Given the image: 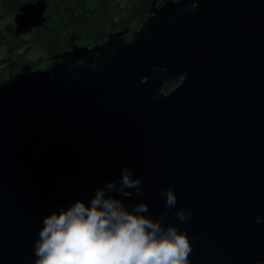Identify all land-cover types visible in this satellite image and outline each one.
Wrapping results in <instances>:
<instances>
[{
  "label": "water",
  "instance_id": "water-1",
  "mask_svg": "<svg viewBox=\"0 0 264 264\" xmlns=\"http://www.w3.org/2000/svg\"><path fill=\"white\" fill-rule=\"evenodd\" d=\"M47 6L23 2L15 35L44 24ZM147 11L130 38L112 30L0 82V264H34L43 218L87 206L125 167L143 196L106 197L157 219L173 189L163 223L186 230L191 264H264V223H253L264 218V0Z\"/></svg>",
  "mask_w": 264,
  "mask_h": 264
},
{
  "label": "clouds",
  "instance_id": "clouds-1",
  "mask_svg": "<svg viewBox=\"0 0 264 264\" xmlns=\"http://www.w3.org/2000/svg\"><path fill=\"white\" fill-rule=\"evenodd\" d=\"M133 175L125 167L119 186L108 182L95 191L87 206L77 200L67 210L44 217L33 245L34 264H191L186 230L163 223L177 204L173 189L159 193L165 205L157 219L142 215L149 212L146 203H137L129 211L119 199L106 197L114 191L132 198L126 189L143 196V181ZM174 215L183 223L191 213L177 210ZM253 223L260 225L264 218L256 216Z\"/></svg>",
  "mask_w": 264,
  "mask_h": 264
},
{
  "label": "trees",
  "instance_id": "trees-1",
  "mask_svg": "<svg viewBox=\"0 0 264 264\" xmlns=\"http://www.w3.org/2000/svg\"><path fill=\"white\" fill-rule=\"evenodd\" d=\"M33 0H0V16L10 19L0 30V82L24 70L44 68L52 62V53L74 48L75 45H94L106 39L112 30L128 27L126 37L137 29L148 14V6L162 0H45L48 3L44 24L35 26L27 40L37 45L41 55L29 59V48L23 47V34L15 35L11 18L23 2ZM12 16V17H11ZM25 34V33H24ZM21 52H18L21 50ZM179 78L167 81L164 90H171Z\"/></svg>",
  "mask_w": 264,
  "mask_h": 264
},
{
  "label": "rangeland",
  "instance_id": "rangeland-1",
  "mask_svg": "<svg viewBox=\"0 0 264 264\" xmlns=\"http://www.w3.org/2000/svg\"><path fill=\"white\" fill-rule=\"evenodd\" d=\"M118 1H123V0H118ZM1 13H2V7L0 5V14ZM9 20L10 19H7L6 17L0 16V30L3 28V26H5L8 23ZM11 20L14 23V17H12ZM27 38H28L27 34L26 33L23 34V38H22V39H24V45H23V47L29 48V50L27 51L26 55H27V57L29 59H35L37 56L41 55L40 54L41 53V51H40L41 49L37 45L35 46L31 42H29L27 40ZM2 51H3V48L0 47V57H2ZM21 51H22V49L19 50L18 52H21Z\"/></svg>",
  "mask_w": 264,
  "mask_h": 264
},
{
  "label": "flooded vegetation",
  "instance_id": "flooded-vegetation-1",
  "mask_svg": "<svg viewBox=\"0 0 264 264\" xmlns=\"http://www.w3.org/2000/svg\"><path fill=\"white\" fill-rule=\"evenodd\" d=\"M131 34H132V33H131ZM131 34H130V35H131ZM125 36H126V35H125ZM128 38H130V36H129ZM178 78H179V77H178ZM179 81H180V78H179ZM179 81H178V82H179Z\"/></svg>",
  "mask_w": 264,
  "mask_h": 264
}]
</instances>
